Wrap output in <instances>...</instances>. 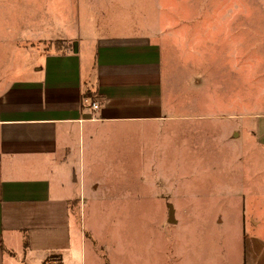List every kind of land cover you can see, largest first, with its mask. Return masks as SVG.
Returning <instances> with one entry per match:
<instances>
[{
    "label": "crops",
    "instance_id": "0c3cea01",
    "mask_svg": "<svg viewBox=\"0 0 264 264\" xmlns=\"http://www.w3.org/2000/svg\"><path fill=\"white\" fill-rule=\"evenodd\" d=\"M136 8V0H105L99 8L96 0L77 1L64 24L52 22L61 19L58 13L39 11L48 28L37 32L27 23L16 34L15 40L28 43L14 50L20 58L0 80V264H43L51 256L56 264H84L77 257L88 236L96 253V238L82 231L80 197L73 186L78 183L83 194L84 176L77 177L76 168L85 152L95 150L98 126L125 137L121 147L115 146L123 153H131L135 134L130 130L155 124L165 132L168 126L167 133L176 134L183 168L185 151L193 148L197 154L194 144L186 149L187 132L216 134V113H190L186 101L173 96L161 46L150 22H137L146 19ZM43 40L66 44L50 49ZM229 116L223 130L238 141L237 158L243 160L244 149H251L252 162H228L225 189L184 190L177 211L169 206L165 220L174 222L177 216L193 240L185 256H176L177 264H264V111ZM166 141L167 148L168 136ZM223 199L230 208L216 212L192 205ZM102 262L112 264L108 255Z\"/></svg>",
    "mask_w": 264,
    "mask_h": 264
},
{
    "label": "rangeland",
    "instance_id": "374dc122",
    "mask_svg": "<svg viewBox=\"0 0 264 264\" xmlns=\"http://www.w3.org/2000/svg\"><path fill=\"white\" fill-rule=\"evenodd\" d=\"M77 1L84 0H0V80L13 72L12 66L20 58L14 50L28 43L15 40L22 25L30 23V30L37 26V32L48 28L43 26L48 19L39 17V11L58 13L61 19L52 22L64 24L71 11L75 12ZM136 1L137 14L146 19L137 18V22H150V33L161 46L173 96L184 99L190 113H216L218 129L216 134L187 132L186 149L195 145L197 154L195 158L193 148L186 150L183 168L174 142L176 134L167 133L168 126L165 132L155 124L130 130L135 134L130 141L131 153L115 150L124 144L125 137L111 136L113 130L107 127L96 128L95 150L93 154L85 152L76 168V176H84L83 194L82 187L77 190L78 183L73 186L74 195L80 197L82 231L96 238V253L90 237L84 239V251L77 257V262L84 264H103L106 255L112 264H177L180 260L176 256H185L193 240L177 216L174 222L165 220L169 206L177 211L184 190L201 194L217 193L213 190L219 186L225 189L229 172L225 164L252 162L251 149H244L243 160L237 158L238 141L223 130L226 118L246 109L249 113L264 111V0ZM104 3L96 0L97 8ZM56 42L43 40L42 44L50 49L66 44ZM172 122L176 125V121L168 124ZM248 124L252 126L251 119ZM251 133L245 136L249 142ZM167 136L166 148L162 139L166 141ZM245 178L251 180V175ZM194 204L215 212L230 208L225 199ZM202 234L211 236L209 232ZM72 235L76 242V231ZM100 245L101 251L97 249ZM54 260L51 256L43 264H56Z\"/></svg>",
    "mask_w": 264,
    "mask_h": 264
},
{
    "label": "built area",
    "instance_id": "2783aa9c",
    "mask_svg": "<svg viewBox=\"0 0 264 264\" xmlns=\"http://www.w3.org/2000/svg\"><path fill=\"white\" fill-rule=\"evenodd\" d=\"M97 106V103L95 101L91 102V107L95 108ZM54 262L56 263V260H54Z\"/></svg>",
    "mask_w": 264,
    "mask_h": 264
},
{
    "label": "trees",
    "instance_id": "16d2710c",
    "mask_svg": "<svg viewBox=\"0 0 264 264\" xmlns=\"http://www.w3.org/2000/svg\"><path fill=\"white\" fill-rule=\"evenodd\" d=\"M59 41V40H58ZM60 42V41H59Z\"/></svg>",
    "mask_w": 264,
    "mask_h": 264
}]
</instances>
